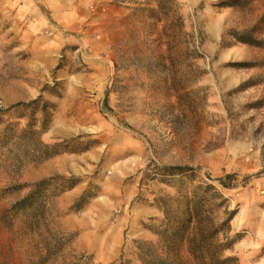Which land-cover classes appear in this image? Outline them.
Listing matches in <instances>:
<instances>
[{"label":"rangeland","instance_id":"374dc122","mask_svg":"<svg viewBox=\"0 0 264 264\" xmlns=\"http://www.w3.org/2000/svg\"><path fill=\"white\" fill-rule=\"evenodd\" d=\"M173 1L0 0V264H143L190 175L264 264V0Z\"/></svg>","mask_w":264,"mask_h":264},{"label":"trees","instance_id":"16d2710c","mask_svg":"<svg viewBox=\"0 0 264 264\" xmlns=\"http://www.w3.org/2000/svg\"><path fill=\"white\" fill-rule=\"evenodd\" d=\"M156 4V13L152 14L156 18L161 15L160 13L167 16L169 12L175 13L173 0H156ZM236 37L245 43L252 42L248 35L238 34ZM38 100H41L40 96L32 100L31 104ZM41 103V129L45 130L50 121L49 111L53 106L46 100H42ZM30 129L31 133H36ZM58 153L57 150L50 152L46 158ZM192 177V175L188 177V183H183L184 188L176 196L161 200L160 207L164 220L159 230L156 229L154 232L159 238L163 254L145 253L143 264H239L235 256L225 255V251L231 250L241 237L240 233L230 234V221L236 209H229L228 199L215 186L207 182H192L194 179ZM233 179L234 174H225L217 178V181L221 187L231 188L234 185ZM46 184L44 179L35 182L32 191L15 203L13 209H21L30 204L36 198V190ZM82 196L72 208H80L84 203Z\"/></svg>","mask_w":264,"mask_h":264},{"label":"crops","instance_id":"0c3cea01","mask_svg":"<svg viewBox=\"0 0 264 264\" xmlns=\"http://www.w3.org/2000/svg\"><path fill=\"white\" fill-rule=\"evenodd\" d=\"M145 229V228H144ZM144 231H147L146 233H147V235H149V236H153V233L151 232V230H149V229H145ZM86 237V236H85Z\"/></svg>","mask_w":264,"mask_h":264}]
</instances>
